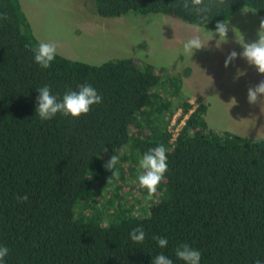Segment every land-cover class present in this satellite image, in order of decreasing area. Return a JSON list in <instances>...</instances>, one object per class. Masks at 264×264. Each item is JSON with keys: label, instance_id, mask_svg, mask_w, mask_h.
I'll use <instances>...</instances> for the list:
<instances>
[{"label": "trees", "instance_id": "trees-1", "mask_svg": "<svg viewBox=\"0 0 264 264\" xmlns=\"http://www.w3.org/2000/svg\"><path fill=\"white\" fill-rule=\"evenodd\" d=\"M244 6L264 18V0H226L206 19L183 0H94L102 18L155 13L210 30ZM0 15L8 17L0 20L4 264H152L159 254L184 264L176 249L185 243L200 251L201 264H264V139L212 130L204 103L189 112L177 100L189 68L165 75L130 58L91 65L57 54L45 70L35 63L31 48L40 41L20 1L0 0ZM84 84L103 97L87 115H36L37 89L49 86L62 100ZM178 107L179 120L188 117L171 142L167 127ZM160 144L168 171L149 201L138 166ZM113 155L119 176L108 184L113 172L104 165ZM136 227L146 233L142 244L130 239Z\"/></svg>", "mask_w": 264, "mask_h": 264}, {"label": "rangeland", "instance_id": "rangeland-1", "mask_svg": "<svg viewBox=\"0 0 264 264\" xmlns=\"http://www.w3.org/2000/svg\"><path fill=\"white\" fill-rule=\"evenodd\" d=\"M19 1L37 40L55 43L58 55L91 65L130 58L165 75H178L189 68L178 101L208 105L205 121L212 130L228 131L248 140L264 139V99L254 105L247 99L248 89L264 80V75L239 56L225 68L231 51H243L231 30L228 43L217 48L219 36L213 39L206 32L215 30L169 15L102 18L94 10V0ZM241 10L226 21L240 31L246 43L254 42L262 18L251 9L246 15ZM193 35L201 37L205 48L184 57L183 44ZM237 39L243 42L242 37ZM239 72L245 74L237 79ZM233 99L235 105L231 104Z\"/></svg>", "mask_w": 264, "mask_h": 264}, {"label": "clouds", "instance_id": "clouds-1", "mask_svg": "<svg viewBox=\"0 0 264 264\" xmlns=\"http://www.w3.org/2000/svg\"><path fill=\"white\" fill-rule=\"evenodd\" d=\"M226 0H183V7L188 9L191 7L195 9L198 16L202 19L207 18V13L211 11L213 7L221 8L225 5ZM242 13L247 14L249 9L247 7L242 8ZM6 15H0V20H7ZM196 27V26H194ZM234 33L236 42L240 44L243 51L237 53L235 50L231 51L225 59V68H228L237 58L245 59L250 66H255L257 71L264 75V18L260 20L259 29L257 32L258 39L251 43H246L243 35L235 27H230L229 21L218 22L215 26V31L206 32L213 36H219V40L216 41V47L220 48L222 44L228 43V33ZM242 37V41L237 37ZM211 39L210 41H212ZM209 41V42H210ZM205 48V44L199 35H193L187 39L183 44V56H193L196 51ZM34 54L35 63L42 69H49L57 55V45L55 43H48L44 41L38 42V44L31 48ZM143 52H139L138 55H142ZM245 73L239 72L237 79L243 76ZM39 96L37 98L36 115L42 121H48L62 114L65 117L71 116L74 119H78L83 115H87L94 105L102 103L103 97L99 95L95 88L91 85L84 84L79 87L78 91H71L65 93L62 100L52 94L49 86H44L37 89ZM248 103L257 104L258 101L264 99V80H261L254 87H250L247 93ZM231 104H236L235 99ZM119 164V157L113 155L105 168L113 172V176L109 179L108 184L111 183L114 177L119 176V172L115 171ZM168 171V158L167 149L163 144H160L154 148H151L139 161L138 166V182L141 188L146 189V199L151 201L159 193L158 188L165 179ZM17 200L21 203L28 200V196H17ZM146 233L142 227H136L130 232V239L136 244H142L145 241ZM160 248H166L168 240L154 236ZM9 249L5 246H0V264H4L5 257L8 256ZM176 256L178 259L184 262V264H201L200 251L190 247L188 244H182L176 249ZM152 264H173V261L163 254L155 256L152 260ZM255 264H261L260 260H257Z\"/></svg>", "mask_w": 264, "mask_h": 264}, {"label": "built area", "instance_id": "built-area-1", "mask_svg": "<svg viewBox=\"0 0 264 264\" xmlns=\"http://www.w3.org/2000/svg\"><path fill=\"white\" fill-rule=\"evenodd\" d=\"M189 104L192 106V108L189 109V112H192L193 109L197 106V104L194 103V102H189ZM182 113H183L182 109L179 108V109L177 110V112L172 116V118L170 119V122H169V124H168L167 129H168V133H169L170 136H171V137H170L171 142H173V141L176 140V138H177V136H178V133H179L180 129L182 128V126H183L184 123H185V119L188 117V114H187V115H185V116L183 117V119H180V120H179V118H180V116H181Z\"/></svg>", "mask_w": 264, "mask_h": 264}]
</instances>
